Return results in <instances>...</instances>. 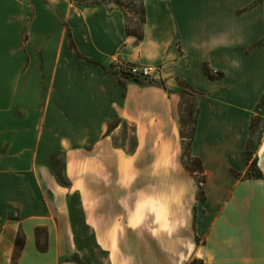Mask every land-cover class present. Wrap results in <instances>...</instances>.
I'll list each match as a JSON object with an SVG mask.
<instances>
[{
    "label": "crops",
    "instance_id": "1",
    "mask_svg": "<svg viewBox=\"0 0 264 264\" xmlns=\"http://www.w3.org/2000/svg\"><path fill=\"white\" fill-rule=\"evenodd\" d=\"M137 1L139 39L115 4L0 0V264L19 232L15 264H79L66 201L75 191L105 264H264V0ZM133 64L157 66L160 83L117 72ZM181 87L194 96L189 154L202 198L182 162ZM261 100L252 156L263 176L247 178ZM115 119L134 127L131 152L112 142Z\"/></svg>",
    "mask_w": 264,
    "mask_h": 264
},
{
    "label": "rangeland",
    "instance_id": "2",
    "mask_svg": "<svg viewBox=\"0 0 264 264\" xmlns=\"http://www.w3.org/2000/svg\"><path fill=\"white\" fill-rule=\"evenodd\" d=\"M104 2L115 4L116 0H103ZM126 6L127 11V28L129 31L139 32L141 27V6L138 1L122 2ZM120 74V73H119ZM144 83H160V79L150 80L147 78H141ZM181 96V106L179 112V122H180V132L190 136L193 128V111H194V96L189 93L187 89L181 87L179 90ZM262 113L261 109H258ZM119 124V130L116 134L112 136V142L115 146L122 147L124 152H131L136 143V136L134 132V127L124 121L115 119L111 122L110 128L114 125ZM263 131V117L257 115L254 119V127L250 133L251 149L253 150L255 146L260 142V137ZM187 140H185L186 142ZM92 140L86 142V148L92 145ZM183 155V149H182ZM51 167L55 174L57 175L61 183H67V178L63 174V153L60 151L53 152L50 158ZM182 162L184 168L192 169L197 171L199 166L196 161L190 160L189 158L182 156ZM196 178H200L199 173H195ZM93 180L89 182V188H93ZM67 206L70 212L71 223L73 226L74 240L77 246V252H75L71 259L79 264H105L106 253L97 247L93 241L92 233L90 229L84 224L79 204V193L77 191L69 194L66 198ZM15 208H12L10 212V217H13ZM45 231L43 229L39 230V243L40 246L44 245L45 241ZM11 260L13 254L10 256ZM194 264H199L195 262Z\"/></svg>",
    "mask_w": 264,
    "mask_h": 264
},
{
    "label": "trees",
    "instance_id": "3",
    "mask_svg": "<svg viewBox=\"0 0 264 264\" xmlns=\"http://www.w3.org/2000/svg\"><path fill=\"white\" fill-rule=\"evenodd\" d=\"M103 0H92V2H102ZM133 2V1H137V0H116L115 2V5H117L118 7L122 8L125 12V15L127 14V11H126V6H124V4L122 2ZM141 15H142V19H141V24L143 22V9L141 8ZM126 32L127 34H130V35H133L135 36L136 38H140L141 36V31L139 30V32H135V31H129L128 28H126ZM70 46L72 48H74L73 44L71 43ZM78 56H80L78 53H77ZM91 62L95 63L94 61L90 60ZM204 70L205 72L209 75V76H216V75H219L220 73L218 71H214L212 69H209L206 65L204 66ZM116 72V71H115ZM120 73V75L122 77H124L125 79L129 80V81H132V82H136V83H143L142 79L138 76H135V75H132L130 74L129 72H127L126 70L124 69H120L119 71H117ZM262 100L259 102V105L257 106L258 109L262 108ZM256 110V113L257 115H262V113L259 112V110ZM193 115H194V111H193ZM255 115V116H257ZM254 119L255 117H253L251 119V123H250V129L252 131L253 127H254ZM194 123V117H193V120H192V124ZM181 137H182V144H183V155L182 156H185L187 158H189L190 160H193V161H196L198 166H199V169L197 171L195 170H192V169H188L185 167V169L190 172L191 174L194 175L195 177V180L198 184V191H197V194L199 196V198L203 197V191L201 189V182L203 181V178L200 177L199 179L196 178L195 176V172H199L200 171V164H199V161H197L195 158H192L189 154V143H190V138H191V135L190 136H187L185 134H183V132H181ZM185 140H187L185 142ZM245 154H246V159H247V162H248V170H247V173L244 175L245 177L247 178H261L263 175L261 173V171L259 170V168L256 166V159L252 156L253 154V150L251 149V141H250V136L247 140V145H246V151H245ZM198 242V241H197ZM24 245V237H23V234L22 233H18V235L16 236L15 238V241H14V249H13V258L11 260V264H15L16 263V259H17V256L20 252V250L22 249ZM39 248H41L42 250L44 249L43 246H40L38 244ZM195 262H198L199 264H203L202 263V260L199 259V258H196V257H193L191 258L187 264H194Z\"/></svg>",
    "mask_w": 264,
    "mask_h": 264
},
{
    "label": "built area",
    "instance_id": "4",
    "mask_svg": "<svg viewBox=\"0 0 264 264\" xmlns=\"http://www.w3.org/2000/svg\"><path fill=\"white\" fill-rule=\"evenodd\" d=\"M123 69L140 78H147L150 80L160 79V70L155 65L133 64L126 65Z\"/></svg>",
    "mask_w": 264,
    "mask_h": 264
}]
</instances>
